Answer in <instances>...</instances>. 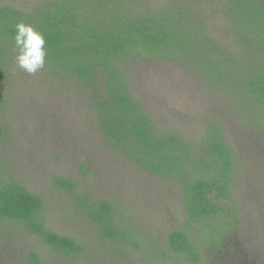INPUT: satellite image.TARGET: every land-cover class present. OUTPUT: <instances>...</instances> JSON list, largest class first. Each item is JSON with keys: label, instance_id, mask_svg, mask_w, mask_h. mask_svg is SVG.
<instances>
[{"label": "trees", "instance_id": "obj_1", "mask_svg": "<svg viewBox=\"0 0 264 264\" xmlns=\"http://www.w3.org/2000/svg\"><path fill=\"white\" fill-rule=\"evenodd\" d=\"M19 20L47 38L34 76ZM14 252L264 264V0H0V264Z\"/></svg>", "mask_w": 264, "mask_h": 264}, {"label": "clouds", "instance_id": "obj_2", "mask_svg": "<svg viewBox=\"0 0 264 264\" xmlns=\"http://www.w3.org/2000/svg\"><path fill=\"white\" fill-rule=\"evenodd\" d=\"M11 40L16 67L29 76L45 68L48 49L45 33L23 20L13 25Z\"/></svg>", "mask_w": 264, "mask_h": 264}, {"label": "rangeland", "instance_id": "obj_3", "mask_svg": "<svg viewBox=\"0 0 264 264\" xmlns=\"http://www.w3.org/2000/svg\"><path fill=\"white\" fill-rule=\"evenodd\" d=\"M226 109H227V107H222L221 111H225ZM245 126H246V124L240 119V120H237L235 122V124H233L232 128H234L238 132L239 131L238 128H242V127H245ZM15 237L16 236H15L13 231H8L7 233H5V236H4L3 240L4 241L10 240L11 242H13L15 240ZM6 244H11V243L9 242V243H6ZM38 245L42 246L41 244H38ZM23 255L24 254H22V253L19 254V252H14L10 256V258H11L10 261L12 260L13 264H21ZM60 261H62V259L58 260L56 262H55V260L52 259L49 264L60 263ZM65 261H67V260H65Z\"/></svg>", "mask_w": 264, "mask_h": 264}]
</instances>
